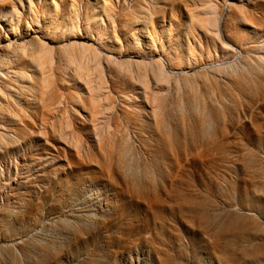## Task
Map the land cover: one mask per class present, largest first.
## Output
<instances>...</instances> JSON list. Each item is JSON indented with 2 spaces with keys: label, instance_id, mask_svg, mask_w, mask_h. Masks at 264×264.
Segmentation results:
<instances>
[{
  "label": "rangeland",
  "instance_id": "obj_1",
  "mask_svg": "<svg viewBox=\"0 0 264 264\" xmlns=\"http://www.w3.org/2000/svg\"><path fill=\"white\" fill-rule=\"evenodd\" d=\"M7 39L0 264H264V0H0Z\"/></svg>",
  "mask_w": 264,
  "mask_h": 264
},
{
  "label": "bare ground",
  "instance_id": "obj_2",
  "mask_svg": "<svg viewBox=\"0 0 264 264\" xmlns=\"http://www.w3.org/2000/svg\"><path fill=\"white\" fill-rule=\"evenodd\" d=\"M220 23H219V27H220ZM7 42H8V44L7 45H3V44H6V43H3V42H0V50L1 49H9V52H11V54H13V55H15V50H14V48H13V46H12V44H10V40H6ZM3 56L2 55H0V70H3V69H5V67H10V68H14L15 66L17 67L19 64H20V58L17 56V57H14L12 60H10L11 59V57L9 58H2ZM2 89V88H1ZM1 120H3L2 118H0ZM44 124V123H43ZM28 126H32L31 124H30V121H29V123L27 124ZM14 126H16V125H14ZM44 128V130L46 131L47 130V127H43ZM17 130H19L18 128H16ZM79 154H81V152L79 151ZM98 219V218H97ZM92 220V219H91ZM92 221H94V219L92 220Z\"/></svg>",
  "mask_w": 264,
  "mask_h": 264
}]
</instances>
